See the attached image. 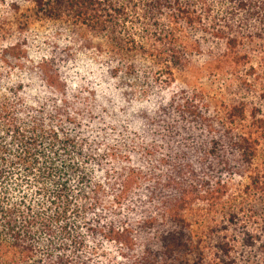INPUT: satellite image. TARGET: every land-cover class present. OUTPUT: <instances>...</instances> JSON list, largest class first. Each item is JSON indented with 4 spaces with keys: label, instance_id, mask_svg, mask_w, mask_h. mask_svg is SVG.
Wrapping results in <instances>:
<instances>
[{
    "label": "trees",
    "instance_id": "1",
    "mask_svg": "<svg viewBox=\"0 0 264 264\" xmlns=\"http://www.w3.org/2000/svg\"><path fill=\"white\" fill-rule=\"evenodd\" d=\"M219 4L264 22V0H0V264H264V119L236 127L245 110L231 105L215 123L226 138L200 93L145 98L188 67L200 49L190 31L206 33V19L223 43L204 71L255 54L243 41L260 35L233 33L210 14ZM31 22L53 26L33 58ZM79 53L96 64L92 84L69 73ZM206 134L232 149L214 135L207 148ZM232 203L242 216L219 221L239 227L231 240L214 216ZM196 204L207 241L190 228Z\"/></svg>",
    "mask_w": 264,
    "mask_h": 264
},
{
    "label": "rangeland",
    "instance_id": "2",
    "mask_svg": "<svg viewBox=\"0 0 264 264\" xmlns=\"http://www.w3.org/2000/svg\"><path fill=\"white\" fill-rule=\"evenodd\" d=\"M225 7L229 8L231 7V5ZM225 7L223 6L221 11L220 4L216 7H212L210 14L213 16H219V19L226 16L229 20L226 23L230 26L233 33L241 32L248 33L250 35H260V39H255V42L253 43H249L248 39L243 41L244 48L246 50L248 49L250 52L254 50L255 54L253 53L249 55L248 58L241 59V65L235 70L229 69V71H225L218 69L210 71L206 69V71H204V69L202 68L205 61L206 63L210 61L208 60L209 54L211 53L212 55L214 54L213 56H215L217 52L221 51L223 43V41L219 38H215L210 35L209 30L212 29H209L210 23L206 19V22H204L206 33L202 29H200V27L192 28L190 31L191 38L195 39L198 42V44L200 45V49L197 53H192V55L189 57L188 67H178L173 70V81L170 84L169 88L166 90H162V88L160 90H157L155 88L153 89V96L151 97L149 92V95L145 98H150L149 100L158 102L159 107H161V105L164 103H166V105L168 106V103L172 101V97L174 98V102L176 103L182 98L189 95L200 96V93L205 97L203 101L206 103V116L210 118L212 124H214L212 126L214 128H217V134H221L226 138H231L229 136H232L233 138V134L229 133V131L226 130V128H224L222 125H219L220 127H216L215 125L217 120H219V116H221V114H224L226 111L231 110V105L238 108L235 111L236 114H241L239 112V108H243L245 110L243 112V115L240 116V119H236V127L241 124L252 122L257 118L264 119V51L258 52L259 50H264V43L261 42V38H263L262 40H264V22L259 23L252 20V15L248 14L247 12H238L233 9L228 10ZM28 26L29 28L27 29V31H25V33L27 32V40H30L33 43L31 47L28 43L30 48L29 53L33 58L35 55L41 53L51 43L53 36L52 34L50 35V32L53 30V26L45 22H31ZM56 37L57 35L55 34L54 38ZM67 66L69 68L70 74L71 72H73L74 74L75 72H77L79 76H82L83 80L81 82L82 84H84V86L86 84H92V82L97 81V78H94L97 75L95 73L96 64L91 62L90 58L86 55L79 53V55H77L73 61L69 62ZM135 90L136 92H139L141 90V87L136 86ZM143 108L149 110L147 103H143ZM163 108H165V105L163 106ZM167 110L171 112L172 108ZM149 118V116H144L141 122L145 125H148ZM221 135H214V140H217V138L219 137L217 141L219 144L222 143L223 146L228 145V149H232L231 146L229 147L230 139L221 137ZM206 136L208 135L206 134ZM211 136L206 137L207 148L209 147V143H207V141ZM199 146H201V144H199L198 147ZM222 153L227 154L225 148L223 149ZM254 160H262L264 162V151L262 144L259 145L257 155ZM215 161L216 160H214V162ZM239 168V165H237L236 168L230 171L227 170L228 173L226 172L227 174L224 175L228 177L229 173H233L232 171L240 172ZM216 170L217 169L215 168V171ZM201 207H205L204 204H196L195 206H193V208H191V216L189 217V220L192 233L202 241H205L206 238L204 236L206 235V227L213 225H211L212 223H210L209 216H206V211L203 209L201 210ZM237 208H239V205L237 203H232L224 210L218 211V213H216V215L214 216L215 220L218 221V226H221L218 228L219 234H224L226 238H229L231 240L235 237V235L239 236V234H241L237 229L239 227L237 225L226 222L223 225L225 227L224 229L219 221H222V218H227L228 214L230 213H237L238 216H242V213L236 212ZM206 245L209 244L206 242L202 244V246ZM105 252L110 254V256H119L118 251L115 250V247L108 248ZM127 253H130V251H127ZM116 260L120 262L126 261V259L124 258L117 257Z\"/></svg>",
    "mask_w": 264,
    "mask_h": 264
}]
</instances>
